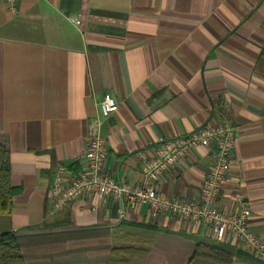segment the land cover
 <instances>
[{
    "label": "crops",
    "instance_id": "1",
    "mask_svg": "<svg viewBox=\"0 0 264 264\" xmlns=\"http://www.w3.org/2000/svg\"><path fill=\"white\" fill-rule=\"evenodd\" d=\"M107 93L118 104L101 125L107 167L129 185L160 140L235 126L221 205L243 195L264 240V0H0V148L16 190L0 233L17 234L26 263L188 264L203 242L232 252L233 264H264L230 235L217 242L203 224L154 217L147 205L88 197L50 215L54 175L80 170ZM211 155L191 149L158 191L198 196ZM64 218L73 228L29 231ZM76 240L87 246L80 259Z\"/></svg>",
    "mask_w": 264,
    "mask_h": 264
},
{
    "label": "built area",
    "instance_id": "2",
    "mask_svg": "<svg viewBox=\"0 0 264 264\" xmlns=\"http://www.w3.org/2000/svg\"><path fill=\"white\" fill-rule=\"evenodd\" d=\"M9 1L17 3V0ZM74 23L80 22L74 20ZM117 109L113 95L105 94L100 102L101 118L91 123L86 148L79 156L80 170L73 174L62 165L54 175L50 188V215L61 213L74 200L88 197H98L102 201L112 199L131 209L147 205L154 217L171 215L182 221L203 224L217 242L230 235L244 252L264 262V240L249 229L248 200L238 195L232 206L221 205L231 156L237 145L236 127L229 122L199 126L189 135L160 140L153 155L142 164V181L129 185L116 181L110 173L107 143L101 133L102 120L109 119ZM199 146L212 150V162L207 166L199 195L193 198L164 197L157 189L163 175L191 149Z\"/></svg>",
    "mask_w": 264,
    "mask_h": 264
},
{
    "label": "trees",
    "instance_id": "3",
    "mask_svg": "<svg viewBox=\"0 0 264 264\" xmlns=\"http://www.w3.org/2000/svg\"><path fill=\"white\" fill-rule=\"evenodd\" d=\"M16 190L11 184V172L5 151L0 148V216H8L13 208ZM44 229L60 230L73 228L67 219L54 220ZM235 255L219 246L200 242L188 264H233ZM0 264H27L17 241L16 233H0Z\"/></svg>",
    "mask_w": 264,
    "mask_h": 264
},
{
    "label": "rangeland",
    "instance_id": "4",
    "mask_svg": "<svg viewBox=\"0 0 264 264\" xmlns=\"http://www.w3.org/2000/svg\"><path fill=\"white\" fill-rule=\"evenodd\" d=\"M31 233H42V232H47L50 231V229H44V228H39V229H31L29 230ZM17 236V234H16ZM18 241V238H17ZM69 248H71L73 251L72 252V257L77 259V258H81L82 254L81 251L85 250L86 244L85 241L83 240H76V241H71L69 244ZM40 246V245H39ZM39 249H43L46 250V246L45 247H41ZM83 252V251H82Z\"/></svg>",
    "mask_w": 264,
    "mask_h": 264
}]
</instances>
